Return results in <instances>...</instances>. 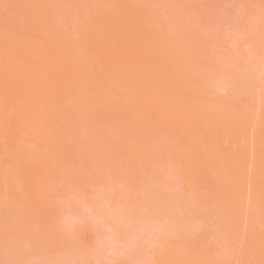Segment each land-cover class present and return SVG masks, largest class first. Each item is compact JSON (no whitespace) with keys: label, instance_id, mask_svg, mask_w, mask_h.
<instances>
[{"label":"rangeland","instance_id":"obj_1","mask_svg":"<svg viewBox=\"0 0 264 264\" xmlns=\"http://www.w3.org/2000/svg\"><path fill=\"white\" fill-rule=\"evenodd\" d=\"M161 1L185 28L195 75L211 97L247 108L258 124L264 119V0ZM92 2L50 0L51 17L72 27ZM0 3V34L32 32L19 21L21 5ZM83 110L76 106L62 125L69 144L54 147L48 134L40 141L57 160L47 201L23 211V219L14 215L11 223L21 228L11 240L0 214V264H156L165 249L211 264L262 263L264 217L252 218L258 226L251 232L228 228L221 190L185 175L179 135L120 110ZM74 178L86 191L69 199ZM1 202L0 213L9 211Z\"/></svg>","mask_w":264,"mask_h":264},{"label":"bare ground","instance_id":"obj_2","mask_svg":"<svg viewBox=\"0 0 264 264\" xmlns=\"http://www.w3.org/2000/svg\"><path fill=\"white\" fill-rule=\"evenodd\" d=\"M8 1L23 7L19 21L32 29L0 34V204L10 207L0 214L8 240L21 228L11 223L14 215L23 219L30 206L43 205L56 168L55 153L40 141L48 134L54 147L69 144L62 125L76 106L120 110L179 135L185 175L221 190L228 228L258 226L252 218L264 217V119L254 124L247 108L211 97L195 75L185 28L161 0H94L67 28L51 17L50 0H0ZM155 263L211 264L170 249Z\"/></svg>","mask_w":264,"mask_h":264},{"label":"snow or ice","instance_id":"obj_3","mask_svg":"<svg viewBox=\"0 0 264 264\" xmlns=\"http://www.w3.org/2000/svg\"><path fill=\"white\" fill-rule=\"evenodd\" d=\"M5 9L10 7L9 5H4ZM83 192L86 191V187L83 185V183L77 179H72L69 181V188H68V198L70 199L76 192ZM110 264H122V262L118 261H112Z\"/></svg>","mask_w":264,"mask_h":264}]
</instances>
